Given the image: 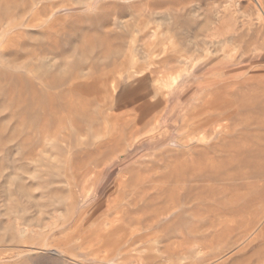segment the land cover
<instances>
[{"label": "rangeland", "instance_id": "1", "mask_svg": "<svg viewBox=\"0 0 264 264\" xmlns=\"http://www.w3.org/2000/svg\"><path fill=\"white\" fill-rule=\"evenodd\" d=\"M0 264H264V0H0Z\"/></svg>", "mask_w": 264, "mask_h": 264}, {"label": "bare ground", "instance_id": "2", "mask_svg": "<svg viewBox=\"0 0 264 264\" xmlns=\"http://www.w3.org/2000/svg\"><path fill=\"white\" fill-rule=\"evenodd\" d=\"M23 229H25V228H23ZM23 229L21 230L22 231V233H23ZM19 231V230H18ZM21 231H19L18 233H20ZM25 233H26V231H24ZM33 232V231H32ZM31 232V233H32ZM35 232V231H34ZM22 233H20V234H22ZM23 236V235H22Z\"/></svg>", "mask_w": 264, "mask_h": 264}]
</instances>
